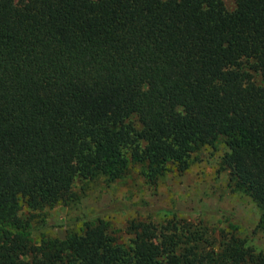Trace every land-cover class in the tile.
<instances>
[{"label": "trees", "instance_id": "16d2710c", "mask_svg": "<svg viewBox=\"0 0 264 264\" xmlns=\"http://www.w3.org/2000/svg\"><path fill=\"white\" fill-rule=\"evenodd\" d=\"M225 1L0 0V264H264L190 222L32 237L78 177L139 165L154 184L220 137L229 185L264 213V0Z\"/></svg>", "mask_w": 264, "mask_h": 264}, {"label": "rangeland", "instance_id": "374dc122", "mask_svg": "<svg viewBox=\"0 0 264 264\" xmlns=\"http://www.w3.org/2000/svg\"><path fill=\"white\" fill-rule=\"evenodd\" d=\"M225 2L228 9L235 7L233 0ZM255 78L264 83L260 75ZM228 151L220 137L192 154L189 169L171 170L154 184L146 180L139 165H132L117 179L78 177L74 202L35 211L32 237L44 235L57 241L69 231L81 230L86 220L99 217L111 223L120 241L129 243L133 220L177 221L205 226L217 244L234 234L256 252H264V213L245 192L229 185V172L222 162Z\"/></svg>", "mask_w": 264, "mask_h": 264}]
</instances>
